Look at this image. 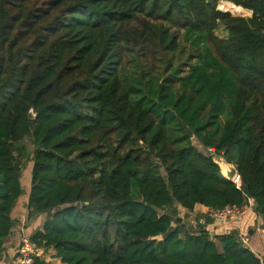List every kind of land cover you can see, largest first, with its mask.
<instances>
[{"label": "trees", "instance_id": "obj_1", "mask_svg": "<svg viewBox=\"0 0 264 264\" xmlns=\"http://www.w3.org/2000/svg\"><path fill=\"white\" fill-rule=\"evenodd\" d=\"M221 1L0 0V255L26 201L62 264H261L180 214L264 215V0Z\"/></svg>", "mask_w": 264, "mask_h": 264}, {"label": "crops", "instance_id": "obj_2", "mask_svg": "<svg viewBox=\"0 0 264 264\" xmlns=\"http://www.w3.org/2000/svg\"><path fill=\"white\" fill-rule=\"evenodd\" d=\"M25 204L26 201L21 206H18L14 212L16 224L10 236L6 239L5 251L0 255V264H12L20 246L21 236L23 234L31 236L32 233L43 226L46 219V215H42L28 221ZM209 212V207L198 204L192 213L201 216ZM194 221L196 223V220ZM211 226L213 228V234L238 232L239 235L245 238L244 244L250 247L260 259H264V215L257 214L254 208L249 211L241 223L237 221H231L225 224L214 222ZM44 258L50 264H62L60 258L56 257V251L53 248L45 250Z\"/></svg>", "mask_w": 264, "mask_h": 264}, {"label": "built area", "instance_id": "obj_3", "mask_svg": "<svg viewBox=\"0 0 264 264\" xmlns=\"http://www.w3.org/2000/svg\"><path fill=\"white\" fill-rule=\"evenodd\" d=\"M253 208L254 199L250 198L249 202L242 207L229 205L223 209L209 212V215L213 218V223L225 224L231 221L241 223ZM200 222L205 223V218L201 217ZM243 242H245V238H243ZM44 253L45 250L32 242L29 235L23 234L17 255L13 259L12 264H34L35 257L44 256ZM260 260L261 264H264V259L261 258Z\"/></svg>", "mask_w": 264, "mask_h": 264}, {"label": "rangeland", "instance_id": "obj_4", "mask_svg": "<svg viewBox=\"0 0 264 264\" xmlns=\"http://www.w3.org/2000/svg\"><path fill=\"white\" fill-rule=\"evenodd\" d=\"M225 1L226 0H222L219 3V9L220 10H222V11H229L232 15L252 16V12L251 11L245 9V11L242 12L241 11L242 9L237 10V9L233 8V6L229 2H225ZM231 10L233 12H235V13H233ZM194 142H195V145H197L202 151L206 152V150L200 146V144L198 143V141L196 139H194ZM215 159L216 160H219V159H221V157L215 156ZM27 168H26V170H27ZM28 172H29V170H27L25 172L24 177L22 178L23 182H25V183H29L30 180H31V174L28 175ZM180 214H181V217L183 218L182 223H184L185 225H187L190 228L195 227L194 225H196V223H195L194 220H196L197 216H199V215H197L196 213H191L189 211H184V210L182 211V213L180 212ZM178 219H180V215H177L176 216L175 223L178 221ZM219 248L222 249V246H221L220 243H219Z\"/></svg>", "mask_w": 264, "mask_h": 264}, {"label": "water", "instance_id": "obj_5", "mask_svg": "<svg viewBox=\"0 0 264 264\" xmlns=\"http://www.w3.org/2000/svg\"><path fill=\"white\" fill-rule=\"evenodd\" d=\"M29 117H31V118L35 117V113L33 112V110L30 111V113H29ZM221 158H223V157H221ZM223 159H224V158H223ZM224 161H225L226 163H228L225 159H224ZM216 162H218V161L216 160ZM228 164H230V165L232 166V169H231L230 171H228L227 174H225V173H223V174H224L228 179L240 183V180L238 181V180L236 179V177H239V178H240V174H239V171L237 170L236 166H235L234 164H232V163H228ZM219 165H220V164H219ZM220 167H221V166H220ZM221 170H222V168H221ZM222 172H223V171H222Z\"/></svg>", "mask_w": 264, "mask_h": 264}, {"label": "bare ground", "instance_id": "obj_6", "mask_svg": "<svg viewBox=\"0 0 264 264\" xmlns=\"http://www.w3.org/2000/svg\"><path fill=\"white\" fill-rule=\"evenodd\" d=\"M217 161L220 164L223 173L227 174V172L232 169V166L230 164L226 163L223 158H221V159H219ZM236 179L239 181L240 178L236 177Z\"/></svg>", "mask_w": 264, "mask_h": 264}]
</instances>
